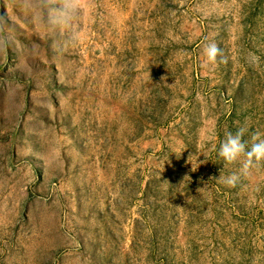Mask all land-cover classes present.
Returning <instances> with one entry per match:
<instances>
[{
    "label": "rangeland",
    "instance_id": "obj_1",
    "mask_svg": "<svg viewBox=\"0 0 264 264\" xmlns=\"http://www.w3.org/2000/svg\"><path fill=\"white\" fill-rule=\"evenodd\" d=\"M84 5L72 46L0 0V264H264V165L218 156L264 138V0Z\"/></svg>",
    "mask_w": 264,
    "mask_h": 264
},
{
    "label": "clouds",
    "instance_id": "obj_2",
    "mask_svg": "<svg viewBox=\"0 0 264 264\" xmlns=\"http://www.w3.org/2000/svg\"><path fill=\"white\" fill-rule=\"evenodd\" d=\"M19 7L34 28L43 29L45 34L62 36L66 45L75 46L79 42L80 24L85 13L84 0H19ZM4 23L5 16L0 15V52L6 53L12 42L2 32ZM202 52L208 64L228 63L229 58L215 42L205 44ZM257 61L258 57L250 54L249 62ZM245 132V128H238L235 133L227 132L219 146L218 156L225 164L240 163L238 172L223 179L228 187H236L253 169L264 165V138L256 133L249 144L244 140Z\"/></svg>",
    "mask_w": 264,
    "mask_h": 264
}]
</instances>
